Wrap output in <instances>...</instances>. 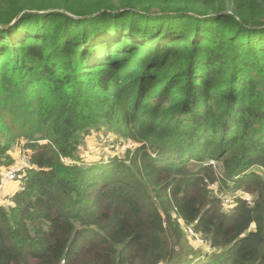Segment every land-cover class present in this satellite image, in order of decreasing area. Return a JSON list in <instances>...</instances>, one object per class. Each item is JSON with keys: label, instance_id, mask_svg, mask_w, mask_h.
Wrapping results in <instances>:
<instances>
[{"label": "trees", "instance_id": "obj_1", "mask_svg": "<svg viewBox=\"0 0 264 264\" xmlns=\"http://www.w3.org/2000/svg\"><path fill=\"white\" fill-rule=\"evenodd\" d=\"M16 151L0 264H264V0H0V169Z\"/></svg>", "mask_w": 264, "mask_h": 264}, {"label": "rangeland", "instance_id": "obj_2", "mask_svg": "<svg viewBox=\"0 0 264 264\" xmlns=\"http://www.w3.org/2000/svg\"><path fill=\"white\" fill-rule=\"evenodd\" d=\"M108 133V134H106ZM112 132L109 131H99L93 134V136L91 138H89L88 140L85 141V143H83V145L81 146V151L82 154L84 155L85 159L89 160V159H99L104 155H109L111 153H113V148L112 146V138L114 139V135L111 134ZM109 135V139H105V136ZM125 147H127L126 144H124V146L119 147L118 145H116V149L122 151L121 149H124ZM19 151V150H18ZM18 151H16V158L17 161L15 162L14 165H16V163L18 162L19 158V153ZM115 153V152H114ZM13 165V166H14ZM4 168L0 169V172H2ZM17 186L16 183H5L2 186V189H10L13 188L12 191H4V193H9L8 196H12L14 194L15 191V187ZM236 191V190H235ZM228 193H232L233 191H227ZM244 194V193H243ZM223 195H228L231 196L229 194L224 193ZM7 196V197H8ZM4 197L3 199H1L0 197V202L2 201L3 203L7 204L8 198ZM234 202V201H233ZM231 207V206H230ZM227 207L226 210H230L231 208ZM187 234V236H186ZM177 247H175V250L180 253H182L181 255H187V253H194L197 250H202L205 248H208L207 246H205L202 243V240L197 236L194 235L193 233H184L183 234V239L179 241L178 245H176Z\"/></svg>", "mask_w": 264, "mask_h": 264}, {"label": "built area", "instance_id": "obj_3", "mask_svg": "<svg viewBox=\"0 0 264 264\" xmlns=\"http://www.w3.org/2000/svg\"><path fill=\"white\" fill-rule=\"evenodd\" d=\"M109 137H110L109 135H106L105 139H109ZM130 145H132V143H130L129 146ZM18 158H19V160L16 163V165L3 169V172L1 174L2 176L0 178V193L2 191V186L5 183H16L17 187H16L15 191L17 190V188H19L20 179L23 177L22 170L24 169V167H26L27 161L23 155H19ZM16 161H17V158H16L15 162ZM210 164H211V166H214L216 163L214 161H211ZM209 188L214 192V194L217 197H219L221 199L223 206H228V205L232 204V202L235 200V198H243L246 200L245 202L250 203L249 197L244 195L243 192H241V191H233L232 193H228L227 191H222L223 194L226 193V194L231 195V196H228V195H219L217 190L214 189V187H212V186H209ZM5 197H7V196H5ZM7 198H8V201H7V204H8L11 196H8ZM1 199H3V198H1ZM7 204L3 203L2 201L0 202V205H7ZM188 232L190 234L192 233L190 229L188 230Z\"/></svg>", "mask_w": 264, "mask_h": 264}, {"label": "crops", "instance_id": "obj_4", "mask_svg": "<svg viewBox=\"0 0 264 264\" xmlns=\"http://www.w3.org/2000/svg\"><path fill=\"white\" fill-rule=\"evenodd\" d=\"M15 156H16V154H15ZM17 187V186H16ZM16 187H15V189H16ZM18 189V188H17ZM13 190V188H10V189H2V191H1V193H0V197L1 198H4L5 196H8V193H4V191H12ZM9 203V202H8Z\"/></svg>", "mask_w": 264, "mask_h": 264}]
</instances>
